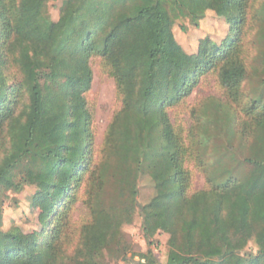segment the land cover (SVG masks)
Instances as JSON below:
<instances>
[{
  "label": "trees",
  "instance_id": "trees-1",
  "mask_svg": "<svg viewBox=\"0 0 264 264\" xmlns=\"http://www.w3.org/2000/svg\"><path fill=\"white\" fill-rule=\"evenodd\" d=\"M31 1L0 0V264L68 259L70 214L89 177L91 221L81 226L73 264L91 259L97 202L100 210L139 209L148 239L169 235L166 264H259L264 70L257 72L259 84L247 90L244 48L255 1L224 0L221 6L219 0H65L59 19L45 16L41 31L34 28ZM209 11L226 20L229 35L221 44L206 38L189 54L175 39L176 21L197 24ZM255 14L264 23V0ZM93 57L114 79L122 101L108 128L105 161L97 166L86 100ZM207 75L221 96L191 110L189 129L173 123L170 110L184 104ZM191 163L205 176L202 190L193 189ZM144 175L155 196L140 207ZM26 186H35L36 201L50 209L32 247L19 230L3 231L7 194ZM250 243L258 258L248 251ZM123 245L105 239L96 254H125ZM145 259L159 264L152 252Z\"/></svg>",
  "mask_w": 264,
  "mask_h": 264
},
{
  "label": "rangeland",
  "instance_id": "rangeland-1",
  "mask_svg": "<svg viewBox=\"0 0 264 264\" xmlns=\"http://www.w3.org/2000/svg\"><path fill=\"white\" fill-rule=\"evenodd\" d=\"M65 0H32L31 9L34 16V28L41 31L43 19L48 16L52 21H57L60 17V9ZM256 10L251 11L246 22V37L244 41L245 54L248 64L249 79L247 81V90H252L259 84L257 72L264 70V23L262 19H254L255 13L263 4V0H254ZM43 2L46 8H43ZM221 6L224 0H219ZM230 26L224 18L217 16L209 11L206 16L199 20L197 24L189 19L179 18L176 21L173 32L176 41L183 49L191 54L197 51L199 43L210 38L217 44H221L229 35ZM92 68V82L90 90L86 93L88 107L93 114L92 129L94 133V163L100 165L105 161V143L108 140L107 132L115 115L122 108V101L118 96L115 81L112 77L102 70L100 58L93 57L90 61ZM221 96L220 89L216 80L212 76H202L199 82L191 92L190 98L186 99L184 104L170 110L173 123L181 124L189 129L192 125L191 110L202 108L213 98ZM193 171L192 182L194 190H202L205 186V176L189 165ZM93 181L91 177L85 178L78 199L73 206L70 214L72 225V237L65 245L67 258L61 264H73L71 260L76 250L81 226L91 221V208H89L88 186ZM90 183V184H89ZM89 184V185H88ZM138 203L144 207L150 203L155 196L154 186L148 175H144L138 182ZM37 188L35 186H26L24 191L17 193L11 191L6 196V203L3 214V231L8 232L14 229L19 230L24 243L32 247L33 241L37 239L43 230L45 222L50 219V209L35 199ZM96 201V200H94ZM93 201L92 204L95 202ZM101 202V201H100ZM89 203V204H88ZM96 203L97 213L95 214V224L92 227L90 237L91 259L86 264H145V256L152 252L159 264H166L169 253V235L158 232L151 239L146 238L143 228L142 212L137 210H125L121 208H110L106 210L99 209ZM94 218V216H93ZM109 239L113 242L122 241L126 248V253L117 249L100 251L101 242ZM248 251L257 256V250L253 243H250ZM32 255H35L32 248ZM259 264H264V258H258Z\"/></svg>",
  "mask_w": 264,
  "mask_h": 264
}]
</instances>
